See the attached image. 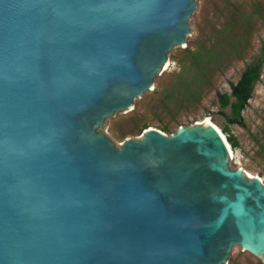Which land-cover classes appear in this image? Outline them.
<instances>
[{
	"label": "water",
	"instance_id": "obj_1",
	"mask_svg": "<svg viewBox=\"0 0 264 264\" xmlns=\"http://www.w3.org/2000/svg\"><path fill=\"white\" fill-rule=\"evenodd\" d=\"M196 0H0V264L264 261V183L217 128L114 144Z\"/></svg>",
	"mask_w": 264,
	"mask_h": 264
},
{
	"label": "rangeland",
	"instance_id": "obj_2",
	"mask_svg": "<svg viewBox=\"0 0 264 264\" xmlns=\"http://www.w3.org/2000/svg\"><path fill=\"white\" fill-rule=\"evenodd\" d=\"M256 6L259 12L254 10ZM263 11L264 0H196L190 32L183 44L169 52L167 68L154 77L149 90L134 99L130 110L108 117L102 132L116 144L127 137H139L144 126L163 131L165 125L163 132L170 134L181 125L209 118L226 140L232 135L236 141L234 147L228 142L231 168L258 175L264 183V60L259 80L241 110L242 125L229 122L230 106L220 108L217 100V92L230 94V82H237L259 53L264 41ZM199 43L204 48L200 66L190 67L186 54H197ZM185 85L189 89H184ZM224 264L264 261L235 245Z\"/></svg>",
	"mask_w": 264,
	"mask_h": 264
},
{
	"label": "trees",
	"instance_id": "obj_3",
	"mask_svg": "<svg viewBox=\"0 0 264 264\" xmlns=\"http://www.w3.org/2000/svg\"><path fill=\"white\" fill-rule=\"evenodd\" d=\"M256 12L260 11L259 7H255L254 9ZM264 14V11H263ZM262 14V15H263ZM199 43V50L198 53L195 54L193 52L186 54L191 67L192 65L199 67L200 61H201V55L203 53V46ZM186 53L189 52L188 49L185 50ZM264 60V41L261 43L259 47V53L256 54L253 59L246 65L245 69L242 71L239 79L237 82L233 83L230 82V88L231 92L230 94L226 92H217V100L219 102L220 108H225L226 106H230L231 108V115L227 116L229 119V122H236L240 125H242L243 120L241 117V110L244 108V106L247 103L248 98L250 97L251 91L253 89L254 84L259 80L260 77V70L261 65ZM184 89H189L188 85H185ZM147 126H144L142 129L146 128ZM167 129V127L164 125L162 130L164 131ZM225 132H227L226 129H224ZM228 142L234 147L236 146V141L232 135H228L227 138Z\"/></svg>",
	"mask_w": 264,
	"mask_h": 264
},
{
	"label": "bare ground",
	"instance_id": "obj_4",
	"mask_svg": "<svg viewBox=\"0 0 264 264\" xmlns=\"http://www.w3.org/2000/svg\"><path fill=\"white\" fill-rule=\"evenodd\" d=\"M169 60H167V62L164 64V68H167V66H168V64H169V62H168ZM154 86V85H153ZM153 88V87H152ZM205 123H210V124H212V125H214L216 128H217V130L221 133V135H222V137L225 139V142H226V144H227V147H228V149H229V153H232V151H231V149H230V146H229V143H228V141L226 140V138H225V134H223L222 133V131L219 129V127L215 124V123H213L212 122V120H210L209 118H207L205 121H204ZM248 174V173H247ZM250 174V176L252 177L253 175L251 174V173H249ZM248 174V175H249ZM256 176H258V175H256ZM259 177V176H258ZM260 178V177H259ZM260 180L262 181V179L260 178Z\"/></svg>",
	"mask_w": 264,
	"mask_h": 264
}]
</instances>
